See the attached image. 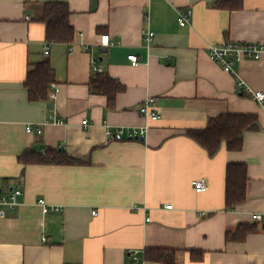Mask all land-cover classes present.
Returning <instances> with one entry per match:
<instances>
[{"label":"crops","instance_id":"crops-1","mask_svg":"<svg viewBox=\"0 0 264 264\" xmlns=\"http://www.w3.org/2000/svg\"><path fill=\"white\" fill-rule=\"evenodd\" d=\"M57 2L70 10L69 44L47 43L39 21L43 4ZM178 11L189 12L183 27ZM225 41L264 43V0H0V191L22 193L0 217V264H128L134 251L159 264L144 261L148 248L175 250V264H264V101L244 92L264 93V58L237 63L233 77L207 55V45ZM43 60L54 80L45 100L30 102L23 82ZM94 72L122 85L111 106L90 91ZM147 97L156 121L138 112ZM222 114L253 115L257 127L243 133L240 151L209 156L187 131ZM105 125L148 128L141 140L107 142ZM46 149L77 163L19 161ZM228 164L247 171L246 198L232 209ZM202 178L196 193L191 183ZM40 200L59 210L43 213ZM252 224L242 242L225 240ZM192 250L202 251L199 261Z\"/></svg>","mask_w":264,"mask_h":264},{"label":"trees","instance_id":"trees-1","mask_svg":"<svg viewBox=\"0 0 264 264\" xmlns=\"http://www.w3.org/2000/svg\"><path fill=\"white\" fill-rule=\"evenodd\" d=\"M237 1H220L216 7L223 9H239L241 3ZM70 10L66 3H45L39 21L45 26L44 37L47 43L69 44L73 40L74 31L69 23ZM54 80V72L48 62L43 60L34 65L25 76L23 86L30 102L45 100L47 87ZM90 91L99 93L107 98L111 106L114 97L122 90V85L105 73L94 72L89 79ZM257 119L253 115L222 114L208 121L205 128L188 130L187 135L193 139L207 155H214L222 146L229 152H238L243 147V133L254 130ZM23 164H75L61 151L46 149L24 152L19 156ZM247 171L244 164H228L225 167L224 207L232 209L244 202L246 195ZM256 231V226L239 225L233 232L225 234L226 241L242 242L248 234ZM202 251H190L192 261H199ZM144 261L159 264H175L176 251L165 248H148L143 251Z\"/></svg>","mask_w":264,"mask_h":264},{"label":"built area","instance_id":"built-area-1","mask_svg":"<svg viewBox=\"0 0 264 264\" xmlns=\"http://www.w3.org/2000/svg\"><path fill=\"white\" fill-rule=\"evenodd\" d=\"M179 17V25L181 27L188 24L189 19V12L178 11L177 12ZM145 41L148 43L153 34L147 32L144 34ZM106 42V41H104ZM105 43L104 46H106ZM208 57L215 63H217L221 69L228 73L233 77H237V72L235 71V65L241 62L244 59H251V60H259L264 58V43H240L234 41H225L221 44H209L206 47ZM44 55H48L49 47H44ZM131 65L135 66L138 65L137 57L134 55H129L127 58ZM237 86L239 88H243V82L238 79ZM51 88L55 89L54 92H57V88L55 84H51ZM246 94L250 95L253 99L258 101L260 104L264 101V93L261 91H251L250 89H246L244 91ZM155 104V99L152 97H147L143 100V102L139 106V114L145 118H148L150 121H156L159 119L160 115L155 112L153 106ZM53 124H61L62 121L58 119H53L51 122ZM87 121H83V126H87ZM104 136L107 142L112 141H127V140H141L145 135L148 126L143 127H118L115 130L111 129L108 125L104 126ZM26 133L36 132L37 134L42 133L41 127H33L32 125L25 126ZM194 191L196 193H201L206 189V182L205 179H197L192 181L191 183ZM21 190L16 188L12 189L9 192H1L0 191V217L3 216L4 208L7 209H14L19 205L18 197L21 195ZM38 205L41 207L43 213H47L50 211H57L59 207H54L47 205L44 200L38 201ZM165 209H171V205H165ZM93 215L95 211L91 212ZM148 220V219H147ZM46 240L43 238L42 242ZM130 256L132 258V262L128 264H142L140 262V258L137 256V252H131Z\"/></svg>","mask_w":264,"mask_h":264},{"label":"bare ground","instance_id":"bare-ground-1","mask_svg":"<svg viewBox=\"0 0 264 264\" xmlns=\"http://www.w3.org/2000/svg\"><path fill=\"white\" fill-rule=\"evenodd\" d=\"M131 141V140H130ZM120 142V141H119Z\"/></svg>","mask_w":264,"mask_h":264},{"label":"water","instance_id":"water-1","mask_svg":"<svg viewBox=\"0 0 264 264\" xmlns=\"http://www.w3.org/2000/svg\"><path fill=\"white\" fill-rule=\"evenodd\" d=\"M36 149H37V147H36Z\"/></svg>","mask_w":264,"mask_h":264}]
</instances>
